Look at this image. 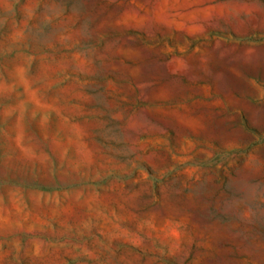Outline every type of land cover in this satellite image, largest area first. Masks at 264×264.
<instances>
[{"label":"rangeland","instance_id":"rangeland-1","mask_svg":"<svg viewBox=\"0 0 264 264\" xmlns=\"http://www.w3.org/2000/svg\"><path fill=\"white\" fill-rule=\"evenodd\" d=\"M0 264H264V0H0Z\"/></svg>","mask_w":264,"mask_h":264}]
</instances>
